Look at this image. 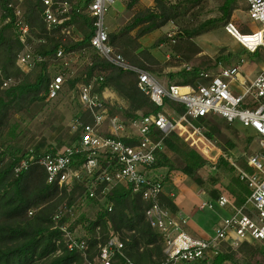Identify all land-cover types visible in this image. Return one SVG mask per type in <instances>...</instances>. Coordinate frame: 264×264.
Returning a JSON list of instances; mask_svg holds the SVG:
<instances>
[{
	"label": "built area",
	"instance_id": "2783aa9c",
	"mask_svg": "<svg viewBox=\"0 0 264 264\" xmlns=\"http://www.w3.org/2000/svg\"><path fill=\"white\" fill-rule=\"evenodd\" d=\"M26 0H15L10 7L13 10L14 29L24 50L17 58L16 67L29 74L44 61L41 55L31 50L30 41L44 44L45 38L36 40L26 19ZM122 0H94L88 8V15L94 20V35L91 39L92 51L109 63L138 75V88L150 98L151 102L163 110L157 116H143L127 121L119 115H111L106 90L99 94L96 88L103 81L94 78L88 84H79L75 89L76 100L92 119V124L83 122V116L73 119V126L80 131L77 142L58 151L50 152L35 159L34 150L26 155L15 168L18 176L28 171L36 162L47 174V185H57L70 193L78 185H85L89 199L103 201L116 187L131 188L134 195L148 203L145 213L149 226L161 235L164 245V264H211L216 258L228 257L232 253H241L245 249H257L264 260V67L249 85L241 78V66L220 68L217 73L201 72L203 82L196 88H182L176 85H163L148 72L137 70L128 65L124 57L109 42V32L105 27V18L109 10ZM246 3L248 16L262 25V29L243 36L232 24L226 26L227 32L251 54H255L264 43L258 41L264 35V0H238ZM42 21L46 35L59 31L63 37H70L74 31L73 8L66 2L42 0ZM1 18V15H0ZM8 18L4 24L10 22ZM257 39L255 46L249 39ZM253 46V47H252ZM60 64L49 86L47 101H53L64 91L68 77L78 72V55L67 54L63 49L57 53ZM242 64V63H241ZM190 71L192 68L186 66ZM239 81L242 93L230 89V82ZM12 81L4 83L8 87ZM172 101L185 108L179 114L170 107ZM166 109L171 110V115ZM221 118L229 124L240 123L244 128L252 129L260 137V152L244 160L245 166L220 148L206 135L203 120ZM156 132L162 140H154ZM171 133L176 134L193 152L212 168L220 163L232 167L248 191V197L242 205H236L225 195L219 199L203 203L199 210L219 208L230 212L215 229V235L209 240L194 237L184 231L187 219L173 214L162 205L165 181L155 174L159 156L164 152L163 140ZM134 143V144H131ZM100 192V188L104 185ZM111 211V205L108 207ZM106 213V211L104 212ZM32 214V213H31ZM61 215L55 217L58 221ZM68 250L79 251L85 258V264H133L125 253V245L114 236L105 244H100L96 256L89 259V245L86 240L74 237L69 227L59 226Z\"/></svg>",
	"mask_w": 264,
	"mask_h": 264
},
{
	"label": "trees",
	"instance_id": "16d2710c",
	"mask_svg": "<svg viewBox=\"0 0 264 264\" xmlns=\"http://www.w3.org/2000/svg\"><path fill=\"white\" fill-rule=\"evenodd\" d=\"M54 1L66 2L72 6L74 31L66 38L59 31L51 36L46 35L41 18L42 0H26V19L31 34L36 40L45 38L46 42L41 44L30 41L31 50L41 55L44 61L36 65L31 73L24 74L16 67L17 58L25 47L18 40L13 25L14 16L10 6L15 0H0V142L8 133L14 134L12 129L17 118L36 104L47 100L54 75L52 69L55 72V67L60 64L57 53L61 49L67 54L78 55L80 61L84 62L82 70L75 76L67 75L66 85L68 84L73 91L79 84H88L94 78H102L103 81L96 88V92L102 94L105 90H110L123 100L126 108L122 118L127 121L138 118L139 114L145 117L162 113L163 110L156 107L138 88V75L135 72L125 71L92 51L94 20L88 15V8L94 0ZM208 1L177 0L170 3L166 0H156L154 7L147 8L141 6V0H123L126 11L131 13L132 17L118 32H109V42L129 66L153 76L167 68L177 67L178 65L173 62L176 59L183 63H191L202 54V50L193 39L226 27L240 9L239 3L243 2L220 0L219 16L195 25V20L204 11ZM8 18L11 21L4 24ZM184 21H187L185 25L182 24ZM170 23L179 26L181 33L172 41L173 60L162 64L150 51L142 49L141 41ZM240 34L252 35L245 31H241ZM163 38L165 37L159 39L155 46L162 42ZM89 53L91 55H88ZM201 72L192 68L190 71L183 69L177 73H170L167 84L196 88L203 82ZM7 81H12V84L5 88L3 85ZM167 103L179 114L186 112L181 105L172 101ZM109 109L110 114L114 115V109L111 107ZM85 113V111L82 113L83 122L85 125L92 124V119ZM209 120H203V123L207 128L206 135L213 140L217 129ZM24 130L20 135L0 144V264H85V258L79 251L68 250L63 233L58 227L68 224L69 211L85 194L87 196V188L85 185H78L67 193L66 189H61L57 185H47L46 171L36 162L28 171L17 176L15 168L26 156L19 157L27 137V134L22 133ZM239 137L241 138L240 135ZM71 138L76 142L79 133ZM154 140L156 142L162 140L160 133L156 132ZM251 141L246 139L243 142L249 144ZM62 146L59 144V148ZM163 146L169 153L182 155L183 174L204 191L205 181L199 176L201 171L209 169L215 171L213 174L215 177L212 175L213 177L209 179L212 184L218 182L219 171L224 167H229L235 172L227 163L222 162L214 169L192 150L190 153H184L186 144L174 133L164 138ZM60 150L57 148L48 150L47 140L42 139L34 149L35 159L48 152L56 154ZM107 185L104 184L99 192ZM209 195L212 200H217L222 194L214 188ZM248 195L246 190V199ZM106 198L108 205H111V211L99 214L94 222L89 223L88 230L91 231V236L88 240L81 239L86 240L89 245L88 258L96 256L100 244H105L110 238L117 236L124 243L125 253L133 264H164L161 235L146 221L148 203L140 196L134 195L131 188L120 185ZM245 198L239 201V205L245 203ZM161 202L173 214L179 213L173 198L162 196ZM58 215L61 216L56 222L54 219ZM254 250L258 252L257 249ZM226 261V257H219L211 264H225Z\"/></svg>",
	"mask_w": 264,
	"mask_h": 264
},
{
	"label": "rangeland",
	"instance_id": "374dc122",
	"mask_svg": "<svg viewBox=\"0 0 264 264\" xmlns=\"http://www.w3.org/2000/svg\"><path fill=\"white\" fill-rule=\"evenodd\" d=\"M166 1L175 3L177 0ZM219 6L220 0H209L204 11L197 20H195L194 24L196 25L200 21L204 22L209 19L217 18L219 16ZM239 6L240 9L235 13L231 22L237 30L240 33L241 31H245L249 34H254L262 29L260 23L249 18L246 3L240 2ZM116 10L117 6L114 8L112 7L105 18V27L110 33L118 32L130 20L126 22L125 19L123 21V19L120 20L121 18L118 19L114 17V11ZM187 21H184L182 24L185 25ZM119 25L121 26L118 28ZM180 33V27L174 23H170L162 30L145 37L141 41L142 49L150 51L159 62L165 64L170 59L173 60V53L171 50L173 45L172 41L176 39ZM162 37H165L163 41L155 46ZM249 41L253 42L251 43L253 46L257 44V39L251 38ZM258 41L264 43V35L261 39H258ZM193 42L200 47L202 54L197 56L191 63H183L179 59L174 60L173 62L176 63L175 65H178L177 67L167 68L162 73L154 75L159 83L164 82V85L168 86V74H170L168 72L171 71L172 68H180L181 71L185 69L186 66L191 65L193 69L214 74L217 73L220 68H230L240 65L241 78L249 85L256 79L264 67V49L261 48L255 54H251L237 39L227 32L226 27L218 28L209 34L197 38L195 37ZM161 47L163 48L161 49ZM88 55H91V53ZM167 56L170 58L166 60L165 58ZM83 64L84 62L79 60L77 65H74L75 70L81 71ZM53 73L54 69H52V74ZM230 85L232 92L237 94L242 93L243 89L239 81L230 82ZM112 93L114 94V99L108 98L107 100L109 107L114 109V114L123 117L126 104L114 92ZM166 111L171 115L169 112L170 110L166 109ZM82 113V107L78 101L74 99V91L70 89L67 84L64 86V91L57 99L53 101L46 100L41 104H36L30 110L24 112L23 116L17 118L16 124L12 129L14 134L8 133L0 144L20 135L21 131L25 129L22 133H25V135L27 134V137L23 142V150L19 157L28 155L42 139L47 140L48 150L70 147L77 142H74L71 137L76 133L80 134V131H77L73 126V119L77 116H81ZM209 122L217 129V133L213 136L215 143L225 152L229 153L240 165L245 166V159H248L254 153L260 152V137L252 129L244 128L238 122L229 124L221 118L210 119ZM246 139H251V143L248 144L243 142L246 141ZM59 144L63 145L62 148H59ZM190 152L191 149L186 145L184 153ZM240 157L242 158L238 161ZM183 166L184 162L181 154L169 153L167 150H164L159 156L158 166L155 167L154 172L157 170L158 174L163 175L162 177L165 183H172L169 177L172 172H176L177 175L182 178V180L177 182L180 188H177L173 184L170 185L174 190V194L177 195V193L184 192V196L187 199L191 201L196 199L195 204H193L194 207L190 208L189 212L185 213L187 225L184 226V231L194 237L209 240L214 237L215 229L218 224L230 215L229 211L219 208L216 204L213 210H199L200 206L209 200L208 197H211L209 195L210 191L215 188L222 195L231 199L236 205H239V201L245 198L247 189L238 178L236 172L231 171L229 167H224L219 171L218 182L216 184H212L209 181V179L214 176L213 174L215 171L209 169V171L203 170L199 173V176L205 181L204 188L206 191H204L187 176L181 174L183 173ZM108 207L107 198L100 202L87 198L85 194L79 203L74 205L69 211L70 218L67 226L74 234V237L79 240H88L91 236V231L88 230L89 223L94 222L99 214H104V212L108 210ZM74 225L75 228H73ZM226 258L227 261L225 264H264L260 252H256L254 249H245V251L241 253H232L229 255V258Z\"/></svg>",
	"mask_w": 264,
	"mask_h": 264
},
{
	"label": "crops",
	"instance_id": "0c3cea01",
	"mask_svg": "<svg viewBox=\"0 0 264 264\" xmlns=\"http://www.w3.org/2000/svg\"><path fill=\"white\" fill-rule=\"evenodd\" d=\"M155 5V0H141V6L142 7H147V8H150V7H153ZM117 6V10L114 11L115 12V15L114 17L127 22L130 18H131V14L127 13L125 11V6L123 5V0L120 1L119 3H117L116 5H114V7ZM113 7V8H114ZM121 25L118 26V28L120 27ZM117 28V29H118ZM142 43V42H141ZM164 47V46H163ZM161 47V49L163 48ZM168 58H170L169 56H167L165 59L167 60ZM162 61V60H161ZM189 67H191V65H189ZM180 71V68H172L171 71H169L168 73H177ZM161 84H165L164 82L161 83ZM105 96H106V99L108 100L109 99H114V94L112 93V91L110 90H106V93H105ZM108 102V101H107ZM169 110V109H168ZM171 113V110L169 111ZM157 175H160L157 173V170L155 172ZM181 173V172H179ZM182 175H184L183 173H181ZM160 176H163V175H160ZM185 176V175H184ZM171 179L170 181H172L171 184L175 185L177 188H180L178 187V181L182 180V178H180L176 172H172L171 175L169 176ZM170 183H165V188H164V195L165 197H170V198H173L174 199V204L178 207L179 209V213L181 215H183L184 217H186L185 213L186 212H189L190 208L194 207L193 204H195L196 202V199L195 200H190V199H187L185 196H184V192L182 193H177V195L174 194V190L172 189V187L170 186L171 185ZM177 184V185H176ZM209 198V197H208ZM211 198H209L210 200ZM208 200V201H209ZM192 203H191V202Z\"/></svg>",
	"mask_w": 264,
	"mask_h": 264
},
{
	"label": "water",
	"instance_id": "95a60500",
	"mask_svg": "<svg viewBox=\"0 0 264 264\" xmlns=\"http://www.w3.org/2000/svg\"><path fill=\"white\" fill-rule=\"evenodd\" d=\"M74 99H76V93L74 92Z\"/></svg>",
	"mask_w": 264,
	"mask_h": 264
}]
</instances>
